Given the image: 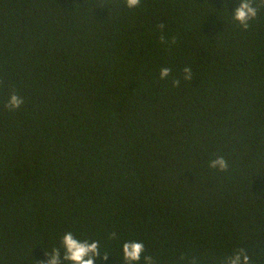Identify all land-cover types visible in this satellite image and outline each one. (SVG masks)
<instances>
[{"label":"trees","instance_id":"trees-1","mask_svg":"<svg viewBox=\"0 0 264 264\" xmlns=\"http://www.w3.org/2000/svg\"><path fill=\"white\" fill-rule=\"evenodd\" d=\"M249 2L244 27L241 0H0V264H68L65 233L98 243L94 264H129L132 242L138 264H264V0Z\"/></svg>","mask_w":264,"mask_h":264},{"label":"clouds","instance_id":"clouds-1","mask_svg":"<svg viewBox=\"0 0 264 264\" xmlns=\"http://www.w3.org/2000/svg\"><path fill=\"white\" fill-rule=\"evenodd\" d=\"M140 3V0H126V6L129 9L137 7ZM256 16V9L251 6L249 0H241L240 6L235 11L234 20L240 25L247 27L250 19ZM170 69L165 67L160 70V79H166L170 75ZM184 78L189 79L191 76L190 69L185 68ZM178 84L179 81H174ZM24 101L21 97L16 94H13L9 97L5 108L9 112H15L19 110ZM219 165L221 168L224 167L223 160H217L214 162L213 167ZM62 244L64 247L63 260L68 262V264H94L97 258L107 260V255L101 256L98 250V243L92 242H81L74 238L71 233H65L62 239ZM123 256L129 264H138L140 261L141 255L144 252V246L139 242L125 243L123 245ZM49 257L47 264H58L60 260V253L58 250L53 251L52 253H47ZM150 258H146V264H148ZM226 264H248V257L244 255L243 251L229 260L226 261Z\"/></svg>","mask_w":264,"mask_h":264}]
</instances>
